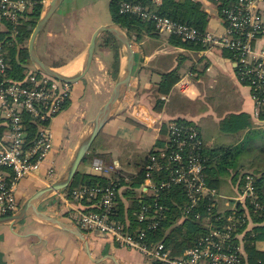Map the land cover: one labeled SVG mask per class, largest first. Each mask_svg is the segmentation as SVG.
Instances as JSON below:
<instances>
[{"label":"built area","instance_id":"built-area-1","mask_svg":"<svg viewBox=\"0 0 264 264\" xmlns=\"http://www.w3.org/2000/svg\"><path fill=\"white\" fill-rule=\"evenodd\" d=\"M262 1L238 0L234 8L224 10L226 31L219 38L207 31L201 33L195 27L161 17L140 4L123 2L120 13H133L145 20H153L161 34L230 51L237 78L250 89L256 116L264 122V15L259 6ZM26 6L24 0H0V32L7 31L6 22L9 21L14 26L9 36L14 38L17 35L16 25ZM5 43L6 40L0 41V219L19 210V184L25 178L40 174L53 150V122L64 105L74 98L72 84L44 75L35 68H27L23 78L10 77ZM202 144L196 127L171 123L164 149H157L159 156H151V163L146 166L147 176L141 189L152 194L157 190L152 183V170L158 168L160 159H164L177 164L172 169L173 177L162 187L183 183L192 209L201 199L208 197L217 200L216 196H220L225 200V206L229 202L225 209L233 212L239 203L246 208L247 201L255 212H264V201L258 198L252 176L246 177L243 191L236 196L218 195L216 190L207 186L202 175L203 160L199 154ZM93 165L97 174L108 173L100 159H95ZM121 190L115 181L107 186L73 190L71 195L82 199L91 200L100 195L98 204L102 212L83 210L79 221L76 217L72 220H77L82 228L105 234L120 246L138 251L159 264H246L241 240L244 232H240L238 226H245L247 230L254 223L244 213L242 217L229 215L227 223L210 228L199 239L197 246L186 250L181 256H174L163 242L147 243L144 232L133 235L127 231V226L112 220L113 207ZM59 196L64 199L68 194L60 192ZM230 200L233 202L230 203ZM161 209L157 205L155 216L146 217L142 213L140 220L156 219ZM218 219L221 220V217ZM157 225L158 222H155L151 227Z\"/></svg>","mask_w":264,"mask_h":264},{"label":"trees","instance_id":"trees-1","mask_svg":"<svg viewBox=\"0 0 264 264\" xmlns=\"http://www.w3.org/2000/svg\"><path fill=\"white\" fill-rule=\"evenodd\" d=\"M24 1L30 5L32 4L33 8L31 12L26 11L20 15V19L16 25L17 35L14 38H10L9 35L12 33L14 26L9 21L6 22L7 31L0 32V41L6 40L5 45L8 50L7 58L10 66L8 71L9 76L15 79L23 78L27 67L31 64L26 43L31 37L43 8V0ZM123 2L140 4L161 17H167L175 22L195 27L201 33L207 31L210 16L202 9L201 4L194 2V0H163L160 5L154 4L152 0H111L110 10L113 22L120 25L133 42L141 43L146 36L157 37L160 35V31L156 28L153 20H145L133 13H120V5ZM237 3L238 0H219L216 2V6L223 17V11L234 8ZM111 37L113 36L111 35ZM111 42L114 43L113 49L116 53L114 68L115 74H117L121 63L119 44L115 38ZM169 42L174 46L197 51L206 48L200 42L185 41L181 37L173 35L170 36ZM225 52L232 58L230 51L225 50ZM180 77L178 70L164 75L163 80L159 84V93L168 94L180 80ZM72 89L74 96L81 97L84 90L83 81L73 84ZM73 101L67 102L56 118L71 108L75 109L77 103ZM158 103L161 105L160 102ZM245 117L244 115L234 116L231 120L234 124L225 125L222 123L223 129L234 134L246 131V129L250 128V124L246 122ZM172 121L177 124L193 126L191 122L183 119ZM167 132L168 129L165 128L162 138L158 140L156 146L147 154L143 161V166L141 165L142 168H140L138 173L124 174L119 172L116 175L107 177L101 174L78 172L67 191L72 192L78 188L107 186L110 182L115 181L123 191L121 190L116 198L113 214L111 215L112 220L127 226V231L133 235H140V233L144 232L146 235L145 242L147 243L163 242L174 256H181L186 250L197 246L199 239L208 233L210 228L227 223L229 215L242 217L244 213L246 218L251 219L253 223L257 224L255 227L247 230H245V226H238L239 231L244 232L241 239L244 262L246 264H264V252L257 247V242L264 240V212H255L248 201L245 206L246 208L239 203L233 212L230 209L224 208L226 207L225 200L221 199L220 196H216L217 200L206 197L201 199L195 208L192 209L187 188L183 183H173L170 187H162V184L168 183L173 177L172 169L177 164L164 159H160L158 168L152 170V183L156 185L157 190L152 194L150 191L145 192L143 189H140V185L146 179V166L151 163V156H159L160 151L157 148L164 149L166 145ZM260 139H264V130L249 129L242 140L227 147H207L202 144L199 154L203 160L202 175L207 186L211 190H216L218 195L227 196L228 193H231L232 196H236L243 191L246 185V177L252 176L258 198L263 202L264 142L260 144L256 143ZM251 152L254 153L252 158H250L252 156ZM124 176H128L129 181H126ZM225 184H229V191L224 187ZM88 200L87 198L83 200L87 206L84 212H102L98 204L100 195ZM232 202L233 200H230V203ZM157 205L162 209L156 219L140 220L142 213L146 217L155 216ZM246 210H248L247 213ZM219 217H221V220L218 219ZM155 222H158V225L152 228L151 226ZM153 264L159 263L153 262Z\"/></svg>","mask_w":264,"mask_h":264},{"label":"crops","instance_id":"crops-1","mask_svg":"<svg viewBox=\"0 0 264 264\" xmlns=\"http://www.w3.org/2000/svg\"><path fill=\"white\" fill-rule=\"evenodd\" d=\"M152 1L156 5H160L163 2V0ZM218 1L219 0H195L194 2L200 3L202 9L205 10L210 17L215 14L221 17L225 33L226 26L224 19L216 6V2ZM47 2L48 0H43V6ZM259 6L264 15V1L259 2ZM32 8L33 5L27 3L24 13L26 11L31 12ZM51 19L48 24L51 23ZM207 32L211 33L208 30ZM161 35L163 34L160 33V35L155 38L160 39ZM150 38L154 37L146 36L141 43H138V47L136 49L134 48L135 59L137 60L138 58L139 62L135 61L133 77L123 100L114 116L103 128L108 131L107 133L109 135L117 138L120 137L124 131L133 132V126L136 127L131 121L133 118L129 116L131 113L128 110H121L124 104L128 106L130 104L133 106L135 104L139 105L141 108L139 109V116L147 120V122L140 120L141 122H139L142 125L148 123L153 127L159 128L160 124L175 119H183L192 124H196L200 129L201 140L207 147H227L242 140L249 129L264 130V122L256 116V106L251 91L248 87L239 82L234 68L235 65L224 50L217 47L209 48L205 46L206 48L197 51L172 45L174 49L172 51L174 54H177V56L170 63H164L160 62L158 57L162 54L170 53L167 52L168 48L154 46L155 43L151 42ZM169 38L170 36H167V39ZM156 44H158V42ZM95 57L96 54L94 58ZM174 70H178L181 76L180 80L173 86L168 94H160L158 88L164 75ZM205 77L208 78L210 84H207L206 89L211 87V85L214 86L220 77L232 84L234 94H236L234 107H223L221 113H219L213 105L207 103V93L205 89H203V78ZM175 92L178 93L174 95ZM178 94H180V98L183 99L184 97V100L186 99L185 101L190 104L199 100L205 103L207 107L201 110L182 109L181 103L183 100L180 99V101H178L175 99V97H178ZM75 97L76 96H74L73 99H75ZM76 98L81 99V97ZM158 102H160L161 105H159ZM68 111L56 118L53 123L56 149L60 145V142H62L61 138L70 117L66 115ZM230 115L246 116V122L250 124V128L235 134L237 137L233 142H216L214 138L207 135V127L204 124L205 119L211 118L214 124L220 126ZM158 128L145 129V139L150 140V147H148L149 150L146 151V155L140 159V161H134L133 165L135 168H138L137 171L129 172L125 170L123 168L124 165L122 163L121 153L117 149L118 147L110 145L96 148L92 155L84 160L81 167L82 169L80 168L81 170L79 172L84 174H97L94 171L92 159L101 158L107 166L114 168L112 173L104 176L109 177L115 172L124 174L138 173L140 168H142L141 165L145 157L159 140L160 132ZM57 133L59 136L61 135V137H59ZM77 144L74 148L69 149L66 156H63L61 164L64 165V169L62 171H65L68 167ZM139 144L142 147L143 142L141 141ZM55 152L57 151L54 150L51 152L44 162L41 170L42 173L40 172L41 175L25 178L20 182L17 191L20 207H22L27 198L39 190L40 187L47 184L46 182H48V180H45L44 175L46 171L50 172L52 171L51 167H54ZM108 156L110 158H108ZM43 173L44 175L42 176ZM53 181H56V179L54 180L53 178ZM228 185L229 184H225L224 187L229 191L230 188ZM227 195L232 196L231 193ZM60 199L62 198L59 196V193L48 194L38 203L37 208L40 212L69 223H71L69 218L72 210L87 208L86 205L79 206L75 203L65 204L61 202ZM256 225L257 224L254 223L250 228ZM83 234L84 238L80 239L58 226L39 220L35 216H29L15 223L0 224V264H116L110 256L115 257L119 264H152L149 260L150 258L142 255L138 251L121 247L120 244L116 243L111 238L96 236L95 233L83 232ZM257 247L264 252V240L257 242Z\"/></svg>","mask_w":264,"mask_h":264},{"label":"rangeland","instance_id":"rangeland-1","mask_svg":"<svg viewBox=\"0 0 264 264\" xmlns=\"http://www.w3.org/2000/svg\"><path fill=\"white\" fill-rule=\"evenodd\" d=\"M110 3L111 0H65L61 8L57 10L55 15L51 19V23L46 26L45 30L42 33V36L40 35L41 37L39 36L37 40L36 49L40 58L51 67L58 70H61L63 68L68 70L70 68L69 74H67L68 76H76L77 74H79L80 70L82 69L84 56L89 46L92 34L100 26L107 25L113 22ZM224 23L226 24L225 20ZM1 29L2 27L0 26V30ZM207 30L210 31L214 37H221L224 33V24L222 18L217 16V14L212 15L210 17ZM167 36V34H163L161 35L160 39L155 37L150 38L151 42L155 43V45L153 44L154 46L168 48L167 52L170 53L162 54L158 57V60L164 63H170L177 56V54L173 53L172 50L174 49L172 47V44L168 42L169 39H167ZM113 38L114 37H111V34L109 33H103L99 37L95 53L96 57L93 59L94 63L92 62L90 70L82 80L84 88L83 95L81 96V99H77L76 97L75 99H73L75 100L74 102L77 103V106L75 109L71 108L66 114L70 117L61 138L62 142H60V145L57 149L54 142L52 152L54 150H56L57 152H55V159L53 163L54 167H51L52 171H50L52 173L50 175V172L46 171L45 175L44 173L42 174V176H45V180H48V182H46L48 184L55 182L53 181V178L54 180H57L63 175L64 171L62 170L64 169V165L61 164L63 156H66L68 154L70 148H74V146L77 144L81 132L84 130V128H86L87 124L96 117L100 108L106 103L111 95L118 77V73L115 74L114 68L116 53L113 49L114 43L111 42ZM29 40L30 38L26 43L27 48ZM157 42L158 44H156ZM132 43L135 49L139 45L138 43L133 41ZM207 47L213 48V46ZM135 61L139 62V59L137 58V60L135 59ZM27 68L34 69V66L30 64ZM203 82V89H205L207 93V103L213 105L219 113H221L223 107H234L236 94H234L233 86L230 82L220 77L218 78L216 84L214 86L211 85V87H208V89H206L207 84H209L208 78H203ZM177 93L178 92H175L174 95ZM177 96L178 97H175L176 100H183L181 103L182 109L201 110L207 107L205 103L199 100L190 104L185 101L186 99L184 100V97L183 99L180 98V94H178ZM123 109L124 111L128 110L131 113L128 114H130L129 116L133 118V120L131 121L136 126H133V132L124 131L120 137L115 138L112 135H109L106 129H103L95 140L92 149L89 151L87 157L92 155L96 148L114 145L118 147L117 149L121 153L122 163L124 165L123 168L129 172H134L138 169L133 165L134 161H140V159H142L146 155V151L149 150L148 147H150V140L145 139V129H157L158 127H153L148 123H145L144 125L140 123V120H143L145 122H147V120H145L144 117L139 116V109L141 108L138 104H135L134 106L131 104L129 106L124 104L121 110ZM233 117L234 115L228 116L223 123L225 125L234 124L233 121H231ZM171 123H173V121L160 124L158 128V130L160 131L159 139L162 138L163 131H165V128L168 129ZM204 124L207 127V135L214 138L216 142H233V140L237 137L234 133L224 130L222 124H220V126L214 124L211 118L205 119ZM193 126L199 129V127L194 123ZM198 131H200V129ZM57 135L59 136L58 133ZM59 137H61V135ZM141 141L143 142L142 147L145 146L143 148L139 144L141 143ZM261 142H264V139H260L256 143L260 144ZM251 155L252 156L249 155L250 158L254 156V153L251 152ZM108 158L110 157L108 156ZM95 159H100L104 168L107 170L108 173H103V175H108L109 173H112L114 171V168L107 166L103 159L94 158L92 159V162H94ZM82 164L80 168L82 167ZM80 168L79 171L82 169ZM94 171L97 173L95 169ZM117 173L115 172L113 175H116ZM124 177L129 181L128 176ZM116 178L118 179L117 176ZM42 183L44 184L43 181ZM141 185L140 189L142 188ZM68 188L62 191L66 192L68 196L64 197V199H60L61 202H64L65 204L75 203L79 206H85L86 204H84L83 202L85 198L82 199V197H75L74 195H71L70 191H67ZM228 203L229 202L227 201L226 206H228ZM83 210L84 209L79 208L72 210V212H70L69 221L85 233H96L90 232L77 224L81 215H83L82 213H84ZM73 217H76L78 221L76 220L75 222L74 220H72ZM239 246L241 247V245ZM149 260L152 262V264L153 262H155V260H153L152 258H150Z\"/></svg>","mask_w":264,"mask_h":264},{"label":"water","instance_id":"water-1","mask_svg":"<svg viewBox=\"0 0 264 264\" xmlns=\"http://www.w3.org/2000/svg\"><path fill=\"white\" fill-rule=\"evenodd\" d=\"M64 1L65 0H48V2L43 6L40 17L31 34L28 44V51L31 64L37 71L43 73L44 75L72 85L77 84L83 80V78L90 70L95 56V50L99 37L103 33H109L117 40L120 48L119 52L121 57V63L117 81L106 103L100 108L96 117L87 124L86 128H84L81 137L78 141V144L75 148L72 159L68 167L65 169L63 175L59 177L55 182L40 187L39 190H37L33 195L27 198L22 207H20L15 214L1 218L0 224L15 223L24 220L29 216H35L43 222L58 226L63 230H66L69 233L77 236L78 238L83 239V231L80 230L73 223L65 222L63 220H59L43 212H40L37 208V205L48 194L60 193L72 184L75 176L79 172L81 164L87 157L95 140L99 136L100 132L103 130L104 126L114 116L128 90L135 68V50L127 32L117 23L111 22L110 24L100 26L92 34L89 46L84 56L82 69L80 70L79 74L73 77H68L60 73L58 69L48 65L38 55L36 44L39 36L46 28L48 22L56 13V11L61 7ZM95 235L108 238L107 235L102 233H95ZM110 258L116 264H119L115 257L110 256Z\"/></svg>","mask_w":264,"mask_h":264},{"label":"bare ground","instance_id":"bare-ground-1","mask_svg":"<svg viewBox=\"0 0 264 264\" xmlns=\"http://www.w3.org/2000/svg\"><path fill=\"white\" fill-rule=\"evenodd\" d=\"M70 69V68H69ZM69 69L67 70V69H59L58 71L60 72V73H62V74H64V75H66V76H68L67 74H69ZM68 77H73V76H68Z\"/></svg>","mask_w":264,"mask_h":264}]
</instances>
